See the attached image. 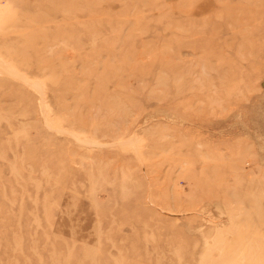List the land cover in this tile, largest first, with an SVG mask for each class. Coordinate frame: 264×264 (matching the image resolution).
<instances>
[{
  "label": "rangeland",
  "instance_id": "374dc122",
  "mask_svg": "<svg viewBox=\"0 0 264 264\" xmlns=\"http://www.w3.org/2000/svg\"><path fill=\"white\" fill-rule=\"evenodd\" d=\"M0 264H264V0H0Z\"/></svg>",
  "mask_w": 264,
  "mask_h": 264
}]
</instances>
